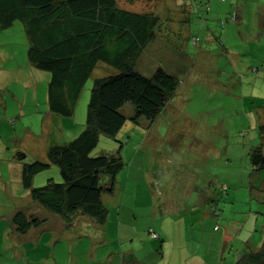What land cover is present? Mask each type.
I'll return each mask as SVG.
<instances>
[{
    "label": "rangeland",
    "instance_id": "1",
    "mask_svg": "<svg viewBox=\"0 0 264 264\" xmlns=\"http://www.w3.org/2000/svg\"><path fill=\"white\" fill-rule=\"evenodd\" d=\"M196 1L202 6L196 4V12L191 11L189 20L173 31L156 27L155 40L143 47L135 63V70L145 77L157 68L173 75L178 80L174 95L150 120L136 117L135 107L125 103L119 108L125 117L123 127L114 137L99 134L90 152L91 156L112 155L119 150L124 166L113 185L123 186L125 174L131 180L122 219L137 226L133 236L123 238L129 242L122 247L132 244L146 264H168L170 254L179 255L175 247L183 236L186 249L171 264H197L199 259L225 264L238 253L236 249L249 251L264 235V170H253L249 161L250 148L259 144L257 121L264 123V0ZM117 3L158 17L168 8L174 18L181 15L182 7L191 6L190 0ZM28 45L22 22L0 28V230L14 212L22 210L23 201L39 206L30 188L21 184L23 166L35 159L49 162V147L63 145L82 131L94 78L116 72L109 65H97L82 86L72 114L63 116L48 109L49 73L29 63ZM19 152L25 156L17 158ZM143 177L151 179L148 186L132 181ZM105 178L101 185H107ZM48 179L61 181L54 164L34 174L31 186H42ZM146 189L149 198L143 194ZM102 194V203L115 213L118 197ZM150 205L157 210L155 223ZM33 208L27 216L36 215ZM161 208L165 210L159 212ZM161 217L166 240L163 262L158 261L160 240L148 233L155 224L161 230ZM111 237L102 239L96 230L78 227L68 239L73 260L105 264L103 259L116 250ZM246 240L245 246L239 245ZM223 241L230 244L225 252Z\"/></svg>",
    "mask_w": 264,
    "mask_h": 264
},
{
    "label": "trees",
    "instance_id": "2",
    "mask_svg": "<svg viewBox=\"0 0 264 264\" xmlns=\"http://www.w3.org/2000/svg\"><path fill=\"white\" fill-rule=\"evenodd\" d=\"M190 1L194 8L202 6ZM15 21L23 23L29 41L27 60L49 73L46 102L54 113L72 114L98 61L116 70L94 78L82 131L63 145L49 147V162L35 159L21 171V184L30 188L31 198L58 214L66 229L77 215L103 224L107 208L101 194L112 190L115 174L124 162L119 150L112 155H90L99 134L114 137L119 132L125 122L119 108L125 103L135 107L136 117L153 119L178 85V80L161 68L150 77L135 70L143 47L156 38L159 18L153 12L122 9L116 0H0V28H9ZM257 130L259 144L250 148L249 161L253 170H264V123ZM19 155L21 158L22 153ZM50 164L58 167L61 181L48 179L46 184L32 187V176ZM103 177H108L107 185H101ZM9 221L19 233L41 223L22 210L14 212ZM234 264H264V235L257 250L243 253Z\"/></svg>",
    "mask_w": 264,
    "mask_h": 264
},
{
    "label": "crops",
    "instance_id": "3",
    "mask_svg": "<svg viewBox=\"0 0 264 264\" xmlns=\"http://www.w3.org/2000/svg\"><path fill=\"white\" fill-rule=\"evenodd\" d=\"M129 5H131V3H129ZM119 7L122 9L138 11L134 7H130V6H119ZM182 8L183 9L179 12L181 13V15L176 16V18H174V15L169 14V13L173 14V12H171L170 9L165 8V15H161L158 17L159 18L158 26L160 25L159 29L163 27L169 29L170 31H173L175 27H179L181 23L189 20V15L191 14V11L192 13L196 12V9L194 8L192 3L191 6L188 7V9L184 7ZM207 27L208 26H206L205 28L206 29L205 32L208 40H210L212 36L209 34ZM99 64H106V63L98 61L95 67ZM258 106L259 105L254 106L255 107L254 111L256 110V107L258 108ZM262 113L263 111L261 110L260 117L262 116ZM257 117L259 118V116ZM257 122H258L257 124L262 123L259 120ZM19 153H17V158H20ZM21 156L24 157L25 155L22 154ZM125 178L126 181L124 182L123 186L119 184L117 189V185L116 186L113 185L112 190L110 192H105V195L113 196V197L117 196L118 200L114 207L115 213L113 212L112 208L109 209V204L106 205L105 203H103L104 206L107 208V219L103 224H98L94 220L85 218L84 215H77L73 219L71 227L66 229L64 226V221L60 216L51 214L50 212L43 211L42 208H40L41 207L40 205L39 207L37 206V204H34L33 202L25 203L23 201V205L21 206L22 211L24 209L25 213H27V211L29 212V209L31 208L34 209L33 207H35V210L37 212L36 215L34 214V212H32V210L30 211V213H33V215H35L34 217H38L39 219H41V223L38 226L29 228L25 233H19L15 230L14 226L11 225L9 221V224L5 225L3 230H0V232L2 231L0 235V260H1L0 264H76L75 263L76 261L73 260L72 251L68 247L69 246L68 239L70 238L71 234L77 233L78 227H83V228L85 227L92 230H96L98 233H100V237L102 239L106 238V236L111 237V234L113 235L111 239L113 242H115L116 250L112 253L111 257L106 256L103 259L105 264H146L142 261V258H138L132 244H127L126 246L122 247V244H124L125 242L126 243L129 242L128 240H124L123 238H126L127 236L130 235L133 236V234L137 231L136 230L137 226L134 225L135 217H132V222L134 223H129L128 219H126V221H124L125 219H122V215L126 216L127 213V211L125 210L126 208L124 207V196L126 194L128 181H131L128 180L126 174H125ZM137 180L143 181L147 186L150 184L151 181V179L147 177L145 178L143 177V179H135L132 181H137ZM224 187L225 185H221V188ZM147 192L148 191L146 189L143 194L149 198ZM120 195L123 197L122 199L120 198ZM102 196L103 194H101V197ZM207 200L213 202V199L208 198ZM150 208H151V213H150L151 218L155 223V216L157 215V210L155 208H152V206ZM162 209L163 208H161L159 212L165 210ZM160 223H161L160 225L161 230L156 228L157 227L156 224L152 225V227H149L150 228L149 230L155 232L158 235L157 238H152V239L160 240L161 243L160 248L162 249V252L158 261L163 262L165 261L164 245L166 243V240L162 239V232L165 229L163 227L164 217L162 218V221H160ZM181 235L183 236V232L181 233ZM131 240H133V238ZM262 240L260 242L259 240H257V245L250 250L251 251L257 250L261 245ZM222 243L224 245V241ZM176 244L177 247L175 248L178 250L180 255V252L184 251L186 249L185 246L187 245L184 236L182 237V241H180V243L177 242ZM246 244H247V240L246 242L242 241L239 245L245 246ZM228 245L230 244L226 243V245L223 246L222 250H224V252L226 251ZM219 248L220 246H218V250H220ZM229 250L230 253L233 252V248H230ZM238 250L240 249H236L238 255L233 254L232 255L233 257L228 258L227 262L225 261L226 262L225 264H234V262L243 253L247 252V249L246 250L242 249L243 251H240V253ZM179 255L175 256L174 254L173 255L170 254L166 262L168 264H171L172 261L179 259ZM191 258H193L194 260L195 257L191 256ZM91 262L92 261L90 260L88 261L87 264H91ZM214 263H216L215 260ZM77 264H86V263L77 262ZM189 264H193V263H189ZM197 264H209V263H206L203 259H199Z\"/></svg>",
    "mask_w": 264,
    "mask_h": 264
},
{
    "label": "built area",
    "instance_id": "4",
    "mask_svg": "<svg viewBox=\"0 0 264 264\" xmlns=\"http://www.w3.org/2000/svg\"><path fill=\"white\" fill-rule=\"evenodd\" d=\"M194 40H197V38L196 39L194 38ZM149 235H150L151 238H157L158 237V235L155 232L151 231V230H149Z\"/></svg>",
    "mask_w": 264,
    "mask_h": 264
}]
</instances>
